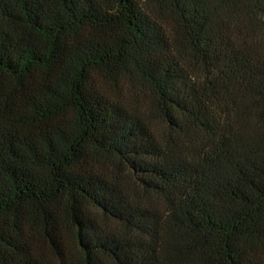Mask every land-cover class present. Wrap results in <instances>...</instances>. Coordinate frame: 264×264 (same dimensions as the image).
<instances>
[{
    "label": "trees",
    "instance_id": "trees-1",
    "mask_svg": "<svg viewBox=\"0 0 264 264\" xmlns=\"http://www.w3.org/2000/svg\"><path fill=\"white\" fill-rule=\"evenodd\" d=\"M0 264H264V0H0Z\"/></svg>",
    "mask_w": 264,
    "mask_h": 264
}]
</instances>
